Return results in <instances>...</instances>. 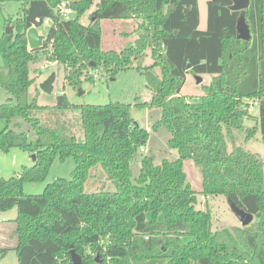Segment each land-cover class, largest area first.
<instances>
[{
    "label": "trees",
    "instance_id": "trees-1",
    "mask_svg": "<svg viewBox=\"0 0 264 264\" xmlns=\"http://www.w3.org/2000/svg\"><path fill=\"white\" fill-rule=\"evenodd\" d=\"M6 1L14 0L0 5ZM16 1L21 7L10 19L13 30L0 37L8 62L0 68V88L10 95L0 104L7 122L0 149L21 147L35 160L17 175L0 177V211L17 209L18 264H75L73 249L80 264H264V161L235 140L248 118L255 125L246 139L260 131L264 141V0H250L245 10L250 41L238 37L242 11L230 9L232 0L207 1L205 28L199 0H99L88 24L80 16L95 0ZM63 2L75 18L61 17L57 9ZM46 18L51 23L44 46L30 49L28 29ZM131 18L139 20L135 43L121 51L102 49L101 20ZM148 50L153 63L144 65ZM49 53L76 88L95 81L96 71L116 78L138 62L152 97L135 104L161 108L153 127L171 133L168 144L179 157L156 164L153 155L142 153L135 176L132 164L150 132L133 116L130 103L75 104L63 93L54 106L41 104L31 91ZM189 72L211 76L199 97L181 94ZM251 103L257 114L250 113ZM68 110L79 111L83 140L48 115ZM40 113L48 114L40 118ZM19 120L36 130L34 140ZM69 157L76 161L70 178H56L41 194L24 192V183L46 179L56 158ZM186 159L200 165L205 196L225 195L254 214L251 224L233 227L243 248L214 229L209 209L196 207ZM96 165L107 169L117 190L85 191Z\"/></svg>",
    "mask_w": 264,
    "mask_h": 264
},
{
    "label": "rangeland",
    "instance_id": "rangeland-1",
    "mask_svg": "<svg viewBox=\"0 0 264 264\" xmlns=\"http://www.w3.org/2000/svg\"><path fill=\"white\" fill-rule=\"evenodd\" d=\"M207 1L199 0L200 12H201V28H205L207 25ZM99 0H95L93 7L80 16V21L84 24L90 22V13L96 8V4ZM61 4H67L63 2ZM21 7L20 1H6L0 5V37L7 32V29L12 26L10 19L15 20L18 16V12ZM68 18H75L77 13L70 7ZM61 8L60 10H62ZM138 19H102V42L101 47L104 50H117L121 51L131 45H133L139 36V32L136 30L138 27ZM38 31L41 34H48L50 24L44 22L41 26H38ZM16 32V29H15ZM143 59V64L153 63L151 57V51ZM51 53V52H50ZM50 53L43 55V61L34 75L35 83L32 87V95H36L39 98L41 104L54 106L57 103V95L67 94L70 101L75 104H107L109 102H125L132 105V114L136 120L149 130L150 137L148 143L140 151L138 158L133 162L132 169L133 174L136 176L140 171V158L141 154L153 155L155 163L159 164L164 158L175 160L179 157V153L176 149L172 148L168 144V140L171 137V133L165 128L160 127L154 129L153 124L161 117L162 110L157 106H143L138 107L135 103L138 101H149L152 97V92L147 87V76L145 73L140 72L137 69V63L134 62V66L126 71H121L116 78L109 76L108 74L100 71L95 72L98 74L95 81L84 82L77 88L70 85L66 79V69L63 65L58 64L57 61L51 60ZM7 59L0 51V68H4L7 65ZM52 73L56 74V80L54 82V91L47 93L41 89L40 84L46 80ZM203 77V81L198 83L193 72H189L186 75V80L183 85L181 94L188 97H199L204 91L202 89V83H209L211 76L200 74ZM9 94L5 89L0 88V104L7 101ZM62 112V111H60ZM250 113L257 114L258 107L256 104L251 103ZM48 113H40L38 117L46 118ZM50 118L60 119L64 121L60 123V126L68 128L70 133L77 136L79 140L84 139V132L81 126L79 111H63L61 114H48ZM23 123L21 130L26 131L30 140H34L37 137V132L33 127L24 120H19ZM255 125L254 119L246 118L244 120V129L235 131L236 144L244 146L246 149L257 153L264 161V141L261 137V132L258 131L251 139L247 140L248 128ZM7 126V122L0 117V132ZM12 129L19 130L12 123L10 126ZM229 149L233 148V142L228 139ZM34 157L28 151L21 147H12L9 150L0 149V177L10 178L17 175L21 170L27 166L31 167L34 162ZM76 167V161L74 157H69L65 161H60L56 158L45 180L39 182H26L24 183V192L26 194L36 195L41 194L48 183H51L56 178L64 177L70 178L72 171ZM184 170L187 174V181L191 184L192 188L197 192L198 209H209L213 217L214 229H220L225 231L229 237L240 247V241L237 239L233 232L234 226L242 225L240 219L236 216L230 207L228 198L225 195L218 196H205L201 191L203 188V176L200 165L194 162L192 159H186L184 161ZM100 189H108L115 191L118 189L116 181L109 178L107 169L102 165H96L90 170V175L85 183V191L88 193L96 192ZM17 209L8 213H2L0 211V264H18V255L16 251L17 238H16V218Z\"/></svg>",
    "mask_w": 264,
    "mask_h": 264
},
{
    "label": "water",
    "instance_id": "water-1",
    "mask_svg": "<svg viewBox=\"0 0 264 264\" xmlns=\"http://www.w3.org/2000/svg\"><path fill=\"white\" fill-rule=\"evenodd\" d=\"M232 4L229 6L232 10L242 11L237 20V31L238 37L240 39L250 41L252 39V33L250 27L246 21L245 10L250 6V0H232ZM13 30L12 26L7 29V32ZM28 45L30 49H37L44 46V42L47 39V35L41 34L38 31L37 26H32L27 31ZM191 68V64L188 65V69ZM198 83L203 81V77L193 72ZM56 80V74L52 73L46 80H44L40 86L41 89L47 93H52L54 91V82ZM230 207L236 216L240 219L243 226L251 224L254 220V214L247 212L244 208L240 207L235 201L229 200ZM72 260L75 264H80L82 262L81 256L73 249Z\"/></svg>",
    "mask_w": 264,
    "mask_h": 264
},
{
    "label": "built area",
    "instance_id": "built-area-1",
    "mask_svg": "<svg viewBox=\"0 0 264 264\" xmlns=\"http://www.w3.org/2000/svg\"><path fill=\"white\" fill-rule=\"evenodd\" d=\"M61 8H63V9L60 10ZM57 11H58L59 14L61 15V17H63V18H68V17H67V14L69 13L70 9L68 8V5H67V4H60V5L58 6ZM45 22H46L47 24H50V23H51V19H50V18H46V19H45Z\"/></svg>",
    "mask_w": 264,
    "mask_h": 264
},
{
    "label": "crops",
    "instance_id": "crops-1",
    "mask_svg": "<svg viewBox=\"0 0 264 264\" xmlns=\"http://www.w3.org/2000/svg\"><path fill=\"white\" fill-rule=\"evenodd\" d=\"M11 211H13V209H11V210H9V211H4V212H2V213H8V212H11ZM16 217H17V215H16ZM16 219V218H15Z\"/></svg>",
    "mask_w": 264,
    "mask_h": 264
}]
</instances>
